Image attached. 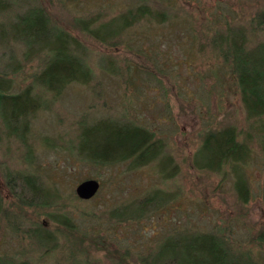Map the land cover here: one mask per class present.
<instances>
[{
	"label": "rangeland",
	"instance_id": "obj_1",
	"mask_svg": "<svg viewBox=\"0 0 264 264\" xmlns=\"http://www.w3.org/2000/svg\"><path fill=\"white\" fill-rule=\"evenodd\" d=\"M28 1L15 0L11 10ZM135 1L69 0V10L54 0L42 3L64 23L71 13L101 11L107 17ZM156 7L166 15L162 22L135 24L117 45L104 47L76 34L95 73L92 84L63 88L30 119L24 143L0 127V196L8 211L0 218V255L37 264H117L127 250L133 262L136 255L153 252L163 236L189 228L218 231L264 264V249L253 238L264 229V121L245 116L229 69L209 46V38L226 25H246L264 0H158ZM247 38L250 45L264 41V31ZM14 46L17 71L6 74L11 92L23 88L39 66L36 59L21 60L22 48ZM6 54L0 47V64ZM107 65L122 74L106 72ZM104 115L150 129L162 143L158 160L137 167L129 160L111 166L80 160L74 149L78 121ZM225 125L235 129L248 153L220 171L203 169L196 160L206 159L197 152L204 133ZM7 171L37 174L47 203L18 204L1 177ZM86 178L96 179L99 187L82 200L74 187ZM236 179L246 187L244 203L234 191ZM30 222L59 228L67 237H58L55 247L42 253L10 229L16 223L26 229ZM66 240H72L82 263L67 259Z\"/></svg>",
	"mask_w": 264,
	"mask_h": 264
},
{
	"label": "trees",
	"instance_id": "obj_2",
	"mask_svg": "<svg viewBox=\"0 0 264 264\" xmlns=\"http://www.w3.org/2000/svg\"><path fill=\"white\" fill-rule=\"evenodd\" d=\"M14 1L0 0V47L7 51L6 61L0 64V127L5 134L13 135L20 143H24L30 119L38 110L52 104L63 88L71 83L90 85L94 81L95 73L88 63L85 45L76 34L104 47L117 45L124 38H129L128 30L135 24L142 21L159 23L166 18L164 12L156 7L158 0H155V4L148 0H136L117 14L107 17H103L101 11L89 12L85 16L71 13L64 23L42 0H29L18 10H11ZM66 2L69 0H54V3L69 10ZM66 25L75 31L68 30ZM263 31L264 8H261L246 25H226L209 38L210 49L216 52L221 64L229 69L235 81L245 116L262 121L264 41L258 40L250 45L247 36ZM115 36L116 39L113 38ZM14 44L22 48L19 54L21 60L32 58L39 63L38 70L29 75V82L17 92H11L13 82L6 77L7 71L13 74L18 67L14 66ZM105 69L114 75L122 74L119 68L107 65ZM47 95L49 98H46ZM91 119L86 122L83 118L77 123L74 149L80 160L95 166H111L129 160L135 167L158 160L162 143L150 129L105 115ZM48 145L52 146L53 143ZM197 152L206 157L204 162L196 160L203 169L220 171L225 164L242 161L248 148L237 140L235 129L225 125L207 130ZM163 159L166 156L163 155ZM1 177L8 193L18 204L43 207L47 203L43 197L41 180L34 172L7 171ZM262 186L264 201V176ZM233 188L239 202H246L247 191L243 182L236 179ZM136 210L141 212L142 209L138 206ZM0 214V218L8 216L1 196ZM17 223L12 224L10 229L20 232L29 246L40 252L42 250V253L54 248L58 237H67L59 228L48 230L40 223L30 222L28 228L22 230ZM253 238L264 249V229ZM66 242L63 246L68 252L67 259L71 263H82L75 257L72 240ZM120 256L122 260H118L117 264H261L249 249L239 248L218 231L189 228L177 229L163 236L153 252L136 255L133 262L127 250L121 251ZM0 264L37 263L28 257L5 254L0 255Z\"/></svg>",
	"mask_w": 264,
	"mask_h": 264
},
{
	"label": "water",
	"instance_id": "obj_3",
	"mask_svg": "<svg viewBox=\"0 0 264 264\" xmlns=\"http://www.w3.org/2000/svg\"><path fill=\"white\" fill-rule=\"evenodd\" d=\"M99 183L96 179L86 178L79 181L74 187V194L77 198L86 200L91 198L97 191Z\"/></svg>",
	"mask_w": 264,
	"mask_h": 264
}]
</instances>
